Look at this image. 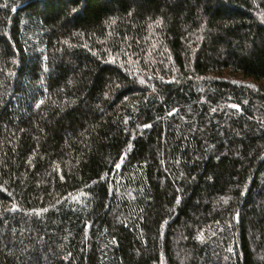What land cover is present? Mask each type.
Here are the masks:
<instances>
[{
  "label": "trees",
  "instance_id": "obj_1",
  "mask_svg": "<svg viewBox=\"0 0 264 264\" xmlns=\"http://www.w3.org/2000/svg\"><path fill=\"white\" fill-rule=\"evenodd\" d=\"M0 264H264V0H0Z\"/></svg>",
  "mask_w": 264,
  "mask_h": 264
}]
</instances>
